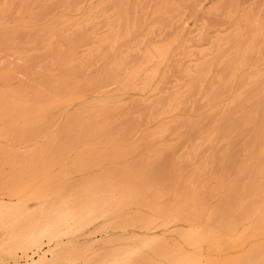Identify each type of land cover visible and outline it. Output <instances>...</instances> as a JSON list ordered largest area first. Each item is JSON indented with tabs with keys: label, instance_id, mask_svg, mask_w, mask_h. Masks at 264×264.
Returning <instances> with one entry per match:
<instances>
[{
	"label": "rangeland",
	"instance_id": "374dc122",
	"mask_svg": "<svg viewBox=\"0 0 264 264\" xmlns=\"http://www.w3.org/2000/svg\"><path fill=\"white\" fill-rule=\"evenodd\" d=\"M128 1L127 17L129 21L131 23L136 21L139 24L144 21V26L138 29L137 34L130 36V39L127 38L126 41L123 40L119 43L117 47L113 48L114 50L107 45L104 47L105 49L102 48L96 52L95 56L88 58L90 51L98 41L109 36L112 27L117 26L115 22L116 8L119 0H0V96L4 94L0 100L5 106H9L6 107L9 108L8 115L0 112V141L5 142L0 143V189L9 187L14 189L15 193L33 199L34 195L53 189L55 186L51 185L52 182V184L57 183L58 185V180L78 179L100 174L108 169H121L125 166L131 168L132 165L134 177L148 182L154 188L155 201L157 200L154 202L155 208L146 212L148 217L156 219V228L149 231L145 227H138L134 228L135 231L130 229L131 231H123L122 234L120 230H118L119 232L114 230V233L103 231L101 226L96 224L91 226V230L89 227L86 232L82 233L83 236L78 237L80 242L89 244L92 241L95 245L91 244L95 249L122 247L121 242L123 243L125 240V242H129L133 236H141L148 231L157 234L160 230L157 235L166 236L168 234L167 238L177 240L179 239L177 231L188 226L174 219L178 212L182 211L191 215L194 224L200 225L199 230L202 234L200 245L185 244L192 257L204 259L205 264H264V255L261 254L264 249V224L261 226V219L264 218V193L256 197L257 190L253 189L256 183L264 182V176L258 172L259 162L264 151V136H262L264 135V52L259 53L255 46L247 58L249 65L246 63L245 67L241 68L240 72L242 73L239 72L240 75L238 74L233 85L225 86L218 79L219 74L223 71L222 57L223 54L233 53L235 44L231 43L228 46L222 44V53L218 55L214 47L218 39H228L233 35L237 30L236 23L240 21L241 15L245 12H262L264 14V0H168L165 3V9L162 10L163 13L160 14H154V8L156 5L164 3L165 0ZM176 7L178 9H176L174 18L167 19L170 15L168 12ZM98 9L101 12L95 14ZM232 11H235L236 15L230 16ZM85 19H87L86 22L84 21L79 26H73L74 20ZM161 24L164 26L161 27ZM53 35L55 38L52 40ZM144 36L145 40L139 48L145 43L146 46L133 50L132 48L141 42ZM150 40L151 42L147 43ZM157 42L158 44L163 42L168 44L170 49L168 48L166 52L165 57H167L162 58L153 48L151 50L154 51L156 57H154V62H156L154 63L152 60V62L143 64L147 47L151 43ZM231 45L233 48L229 47ZM18 51L23 52L20 61ZM131 52H135V54ZM189 54L193 55L188 56ZM137 58H141V61L139 62ZM209 61L213 63L212 68H216L213 69V74L210 73L211 77L200 90L202 93L196 92L197 94L191 95L189 97L191 99H187V105H184L182 111L180 109L178 112H173L175 114H170V117L169 115L164 116L166 119L159 116L163 107L161 104L157 105L158 101L162 102L163 100L162 103H165L172 94L189 81L186 73L188 69L194 68L201 62L208 63ZM117 63L119 64L117 65ZM139 63L143 65H139ZM147 66L149 70H144ZM140 67L142 70L136 76L135 73ZM113 70L115 73L117 72L116 75ZM146 76L147 78H145ZM244 77L246 80L243 82ZM142 82L143 84H141ZM128 85L131 86L128 87ZM230 85L231 87H229ZM210 89L212 91H209ZM16 91L18 94H15ZM18 103L22 104H20L21 107H27L29 104L30 106L42 104L45 113L40 114V108L37 105L34 106V109L38 107L37 110L40 114L38 117L37 110L34 111L37 115H35L36 113L32 114L30 111L33 112L34 109L30 110L29 106L31 117L29 114L25 115L27 117L25 121L24 114L23 117L17 115ZM152 107L154 113L151 111ZM99 109L101 112L98 111ZM76 112L80 114L84 112L82 115L91 114V112L92 114H88L85 127L81 126L77 131L79 134H76L71 149L66 145L69 132L64 131L63 128L67 121L66 118ZM37 117L39 123L36 120ZM31 119L36 120L33 128ZM48 120L50 121L48 122ZM150 120L151 122H149ZM28 121L31 124L27 123ZM37 123L38 125H36ZM106 124L109 125L106 126ZM43 125L46 128H43ZM39 126L42 128H38ZM61 126H63V130ZM163 126L164 128H162ZM28 127L29 129H27ZM42 131L45 133L42 134ZM16 132L24 134L20 133V136L18 133L16 135ZM89 132H91V136H89ZM59 134L61 135L59 136ZM89 140L91 141L89 142ZM92 142H94L93 145ZM22 143H25L23 145L26 146L29 144L28 149L24 151L25 155L13 150L16 146L13 144L21 145ZM46 143L49 144V148ZM80 143L81 146H76ZM10 144L14 148L11 146L10 148ZM43 144L45 145L43 146ZM36 147L43 148V150ZM90 149H92L91 152H89ZM261 151L262 154H260ZM120 152L122 153L120 154ZM29 154L31 156L33 154L34 157L31 158ZM39 155L40 157H37ZM113 155L119 157L118 162L115 160L117 156ZM29 157L32 162L28 159ZM98 158H100V162H98ZM20 159L22 162H19ZM83 159H87L90 164L100 163V166L86 170L87 174L84 173L85 171L82 172L83 174L76 172L74 170L75 161ZM24 161L28 165H25ZM168 164L169 167H167ZM122 165L123 167H121ZM157 172L162 176L159 177ZM79 174L80 176H78ZM255 174L257 175L254 177ZM51 177L54 181L50 180ZM55 177L58 178L56 182ZM157 177L159 180L156 181ZM19 178L22 180L20 181ZM47 179L48 181H46ZM5 181L7 182L5 183ZM11 182L16 183L17 187H15L16 185L13 187ZM238 185H241L240 188ZM39 190L40 192H38ZM251 190L252 192H250ZM157 192L158 194H156ZM250 194L252 195L250 196ZM255 197H260V199H255ZM179 198L181 203H178L180 200L177 201ZM165 201H170V204ZM249 201L252 203L249 204ZM163 202H165V207L170 210L164 207ZM167 204L169 206H166ZM195 205L197 209H195ZM245 208L247 210H244ZM249 210L252 214L248 212ZM247 212L252 215L251 218L250 214L246 215ZM159 213L162 215H158ZM234 218L236 222L233 224ZM198 220L201 224L198 223ZM255 221L258 222V225L254 224ZM167 222L169 223L167 224ZM136 230L141 233L139 232V234ZM118 243L120 244L118 245ZM109 244L112 246L109 247ZM255 255L256 257H254ZM16 262L7 253L0 250V264H17ZM20 263L23 264V260Z\"/></svg>",
	"mask_w": 264,
	"mask_h": 264
},
{
	"label": "bare ground",
	"instance_id": "6f19581e",
	"mask_svg": "<svg viewBox=\"0 0 264 264\" xmlns=\"http://www.w3.org/2000/svg\"><path fill=\"white\" fill-rule=\"evenodd\" d=\"M110 1V0H109ZM132 1V0H131ZM168 0H165L164 3H160L158 5L155 6L153 13L154 14H160L162 12V10L165 9V6ZM128 0H119L118 3V7H114L117 9V14H116V24L114 27H112L111 30V34L103 39H101L100 41H98V43L95 45L94 48H92V50L89 53V57L95 56L94 54L98 51H100L102 48H104L105 46L109 45V47L114 50L113 48L117 47L119 43H121L123 40L129 38L130 36H133L140 27L144 26V21H141L140 24L136 23V21H133L131 23V21H129V18L127 17V11H128ZM170 3V2H169ZM105 4V3H104ZM103 4V5H104ZM5 6V5H4ZM175 7V6H174ZM130 8V6H129ZM2 9V8H1ZM115 9V10H116ZM176 9H178V7H176L175 9L169 11L168 13H170V15L168 16L167 19H171L174 18V15L176 13ZM137 10V9H136ZM211 11V10H210ZM99 12H101L100 9H98L95 14H98ZM146 13V12H145ZM163 13V12H162ZM152 14V13H151ZM234 14L236 15L235 11L230 13V16H234ZM147 15V14H146ZM156 16V15H155ZM163 16V15H162ZM241 19H239L240 21L237 24V30H235V32L233 33V35L231 37H229L228 39H218L217 42H215L214 47L216 49V54H221L222 53V49L221 46L223 44V46H228L231 43L235 44V50L233 53H228V54H223L222 57V62L221 64L223 65V71H221V73L219 74V82L223 83L225 86H228L229 84H232L234 82V80L238 77V74L241 70V68L247 63V58L249 55V52L255 48V46H257L258 48V52L259 53H263L264 52V14L262 12H245L244 14L241 15ZM85 17V16H84ZM92 17V15H91ZM159 17H161L159 15ZM79 19V18H78ZM81 19V18H80ZM146 19V17H145ZM69 20V19H68ZM77 20V19H76ZM87 19L85 20H79V21H73V26H79V24L83 23L84 21L86 22ZM161 20V19H160ZM171 21V20H170ZM65 22V20H64ZM66 22L67 19H66ZM146 22V20H145ZM70 23V20H69ZM72 23V22H71ZM176 23V22H174ZM167 24V23H166ZM68 25V23H67ZM70 25V24H69ZM85 25V24H84ZM164 26L163 24H161V27ZM173 26V25H171ZM170 26V27H171ZM79 28V27H77ZM114 28H117L116 30ZM78 30V29H76ZM82 30V29H81ZM80 30V31H81ZM154 31V30H153ZM139 32V31H138ZM45 34V33H44ZM81 34V33H80ZM137 34V33H136ZM148 34V33H147ZM107 35V34H106ZM43 36V35H42ZM245 36V39H243V37ZM67 37V36H66ZM220 37V36H219ZM55 38V35L52 36V40ZM98 38V37H97ZM130 39V38H129ZM217 39V38H216ZM145 40V36L144 39L139 42L137 45H135L132 49L136 50L139 48V46H141L140 44H142ZM147 40V39H146ZM149 40V39H148ZM152 40V39H151ZM150 41H146L147 43L151 42ZM96 41V40H95ZM126 41V40H125ZM164 41V40H163ZM175 41V40H174ZM155 42V41H154ZM162 42V41H159ZM168 42V41H167ZM135 43V41H134ZM137 43V42H136ZM165 42L158 44L157 43H151L148 47H147V52L144 53V60L145 63L143 64H147L149 62H154V57L155 54L153 53L154 51H152L151 49L155 48V51L157 54H160L162 56V58L165 57L166 52L169 48L168 44H164ZM169 43V42H168ZM49 44V43H48ZM57 44V43H56ZM53 45V44H52ZM79 45V44H78ZM77 45V46H78ZM82 45V44H81ZM79 45V46H81ZM146 46V43L145 45ZM142 46V47H144ZM92 47V46H91ZM142 47H140L142 49ZM192 47V46H191ZM229 47H232L229 46ZM46 48V47H45ZM108 49V47H106ZM139 48V49H140ZM189 48V47H188ZM233 48V47H232ZM105 49V48H104ZM131 49V50H132ZM145 49V48H144ZM170 49V48H169ZM231 49V48H230ZM229 50V48H228ZM141 51V50H140ZM103 52V51H102ZM137 52V51H136ZM143 52V51H142ZM214 52V51H213ZM133 53V52H131ZM138 53V52H137ZM202 53V52H201ZM209 53V52H208ZM226 53V52H225ZM257 53V51L255 52V54ZM135 54V52L133 53ZM169 54V52L167 53V55ZM18 55H19V61L22 59L23 57V52L18 51ZM55 55V54H54ZM193 54H189L188 56H192ZM216 55V56H217ZM186 56V55H185ZM202 56V55H201ZM211 56V55H210ZM262 56V55H261ZM53 57V55H52ZM124 57V56H123ZM143 57V55H142ZM141 57V58H142ZM167 57V56H166ZM165 57V58H166ZM197 57V56H196ZM213 57V56H212ZM218 57V56H217ZM221 57V56H220ZM219 57V58H220ZM252 57V56H251ZM250 57V58H251ZM131 58V57H130ZM135 58V57H134ZM141 58H137L139 59V62L141 61ZM156 58V57H155ZM202 58V57H201ZM218 58V59H219ZM86 59V57H85ZM158 59V58H157ZM156 59V60H157ZM214 59V58H213ZM221 59V58H220ZM179 60V59H178ZM191 60V59H190ZM199 60V59H198ZM216 60V59H215ZM162 61V59H161ZM156 62V61H155ZM154 62V63H155ZM190 62V61H189ZM217 62V61H216ZM250 62V60H249ZM4 63V62H3ZM82 63V62H81ZM138 63V61H137ZM136 63V65H137ZM158 63V62H157ZM156 63V64H157ZM161 63V62H160ZM181 63V62H180ZM119 63H117L118 65ZM124 64V63H123ZM129 64V63H128ZM142 64V65H143ZM153 64V63H152ZM151 64V65H152ZM212 64L210 61L208 63H202L199 65H195L194 68H190L186 71L187 76L189 77V81L183 85V87L179 88L174 94H172L171 97L168 98V100L165 103L162 100V102L157 103V105H162L163 109L161 110L159 116H168L170 117V114H175L173 112H178L180 109L181 111L183 110L184 105L187 103V99H191L189 97H191V95H193L194 93H198L200 92V90L202 89L203 85L205 84V82L209 79V77H211L210 73L213 74V69L216 68H212ZM218 64V63H217ZM248 64V63H247ZM139 65H141V63H139ZM138 65V66H139ZM141 65V66H142ZM149 65V66H151ZM249 65V64H248ZM115 66V65H114ZM66 67V66H65ZM124 67V66H123ZM148 67V66H147ZM145 68L144 70H149L148 68ZM245 67V66H244ZM247 67V65H246ZM253 67V66H252ZM156 68V67H155ZM187 68V67H186ZM117 69V68H116ZM135 69V68H134ZM133 69V70H134ZM218 69V68H217ZM244 69V68H243ZM242 69V70H243ZM132 70V69H131ZM130 70V71H131ZM142 70V67H140L137 70V73H135V75L137 76V74ZM216 70V69H215ZM222 70V69H221ZM111 71V70H110ZM114 71V70H113ZM112 71V73H113ZM219 72V70H218ZM115 73V71H114ZM117 73V72H116ZM115 73V75H116ZM134 73V72H133ZM144 73V72H143ZM149 73V72H148ZM155 73V72H154ZM242 72H240L241 74ZM142 74V73H141ZM140 74V76H141ZM151 74V73H150ZM149 74V75H150ZM239 74V75H240ZM109 75V74H107ZM113 75V74H112ZM132 75V74H131ZM139 75V74H138ZM143 75V74H142ZM148 75V74H147ZM210 75V76H209ZM218 75V74H217ZM111 76V75H110ZM109 76V77H110ZM114 76V75H113ZM128 76V75H127ZM130 76V74H129ZM139 76V77H140ZM253 76V75H252ZM134 77V76H133ZM138 77V79H139ZM184 77V76H183ZM241 77V76H240ZM255 77V76H254ZM128 78V77H126ZM125 78V81H126ZM142 78V77H141ZM147 78V76L145 77ZM149 78V77H148ZM246 80V77H244ZM144 79V78H143ZM151 79V78H150ZM255 79V78H254ZM258 79V78H257ZM256 79V81H257ZM42 80V79H41ZM130 80V79H129ZM133 80V79H132ZM136 80V78H135ZM146 80V79H145ZM184 80V79H182ZM238 80V79H237ZM250 80V79H249ZM138 81V80H137ZM147 81V80H146ZM214 81V80H213ZM218 81V80H217ZM252 81V80H251ZM131 82V81H130ZM141 82V80H140ZM139 82V83H140ZM209 82V81H208ZM241 82V81H240ZM247 82V81H246ZM137 83V82H136ZM138 83V84H139ZM215 83V82H214ZM213 83V84H214ZM134 84V83H132ZM131 84V85H132ZM143 84V82L141 83ZM245 84V83H244ZM131 85H128V87H130ZM207 85V83H206ZM217 85V84H216ZM233 85V84H232ZM249 85V84H248ZM127 86V85H126ZM140 86V85H139ZM144 86V85H143ZM143 86L141 87L143 89ZM149 86V85H148ZM182 86V85H181ZM134 87V86H133ZM138 87V86H137ZM136 87V88H137ZM221 87V86H220ZM231 87V85L229 86ZM44 88V87H43ZM145 88V87H144ZM147 88V87H146ZM145 88V89H146ZM214 88V87H213ZM228 88V87H226ZM245 88V87H244ZM141 89V90H142ZM177 89V88H176ZM204 89V88H203ZM216 90V89H215ZM1 91V90H0ZM99 91V90H98ZM209 91H212L211 89ZM208 91V92H209ZM228 91V90H227ZM5 92V91H4ZM3 92V93H4ZM17 93V91L15 92V94ZM68 93V92H66ZM196 93V94H197ZM202 93V92H200ZM227 93V92H226ZM18 94V93H17ZM73 94V93H72ZM195 94V95H196ZM4 96V94H2ZM1 95V96H2ZM21 95V94H20ZM75 95V94H74ZM210 95V94H209ZM221 95V94H220ZM0 96V98H2ZM76 96V95H75ZM59 97V96H58ZM68 97V96H66ZM73 97V96H72ZM196 97V96H195ZM207 97V96H206ZM42 98V97H41ZM4 99V97H3ZM48 99V98H47ZM61 99H63V97H61ZM76 99V98H75ZM35 100V99H34ZM39 100V99H37ZM72 100V99H71ZM77 100V99H76ZM5 101V100H4ZM45 101V100H44ZM43 101V102H44ZM116 101V100H115ZM6 102V101H5ZM27 102V101H25ZM33 102V101H32ZM47 102V101H46ZM59 102V101H58ZM233 102V101H232ZM31 103V102H30ZM34 103V102H33ZM37 103V102H35ZM40 103V102H38ZM151 103V102H150ZM148 103V104H150ZM155 103V102H154ZM153 103V104H154ZM19 104V103H18ZM17 104V105H18ZM21 104V103H20ZM19 104V105H20ZM106 104V103H105ZM9 105V104H8ZM16 105V104H14ZM16 107L19 116L21 115L23 117L25 115L29 114V109L31 110L32 108L34 109L36 107V105L38 106L39 104H34V106H30L27 105V107ZM25 105V103H24ZM107 105V104H106ZM187 105V104H186ZM30 106V107H29ZM45 106V105H44ZM92 106V105H91ZM151 106V105H150ZM6 107L9 106H5L2 103V100H0V112L2 114L7 113L8 115V110ZM10 107H12L10 105ZM29 107V109H28ZM40 108V114L42 113V115L45 113V108L43 107L42 104H40V106H38ZM38 107L36 109L32 111H30V113L34 114L36 112ZM15 108V106H14ZM27 108V109H26ZM104 108V107H103ZM143 108V107H142ZM149 109V106L147 107ZM12 109V108H11ZM48 109V108H46ZM13 110V109H12ZM15 110V109H14ZM82 110V109H81ZM88 110V109H87ZM153 110V107L151 109V111ZM97 111V110H96ZM99 112L100 109L98 110ZM16 112V110H15ZM80 112V111H79ZM106 112V111H105ZM153 112V111H152ZM0 113V114H1ZM38 113V110H37ZM37 113L35 115H37ZM38 113V114H39ZM84 113V112H83ZM82 113V114H83ZM87 113V112H85ZM95 113V112H94ZM93 113V114H94ZM107 113V112H106ZM109 113V112H108ZM154 113V112H153ZM40 114L38 115V117H40ZM78 112H76V114L73 113V115L69 116L66 121L65 127L63 128V126H61V129L63 128L64 131H68L69 132V136L67 138V147L71 148L75 142V138H76V134L77 131L80 130V127L84 126L88 121V113L87 115H82ZM92 114V112H91ZM90 114V115H91ZM98 114V113H97ZM96 114V115H97ZM35 115H32V117H35ZM41 115V116H42ZM1 116V115H0ZM18 116V117H19ZM30 116V114H29ZM46 116V115H44ZM43 116V119H44ZM93 116V115H92ZM153 116V115H151ZM150 116V118H151ZM12 117V116H11ZM17 117V118H18ZM21 117V118H22ZM31 117V116H30ZM29 117V119H30ZM38 123H39V119ZM50 117V116H49ZM103 117V116H102ZM162 117V118H163ZM1 118V117H0ZM5 118V116L3 117V119ZM13 118V117H12ZM26 116H25V121H26ZM90 118V117H89ZM154 118V117H153ZM165 118V117H164ZM2 119V120H3ZM63 119V118H62ZM102 119V118H101ZM106 119V118H105ZM156 119V118H155ZM166 119V118H165ZM164 119V120H165ZM28 120V119H27ZM35 120V119H33ZM32 119L30 120L32 123V128L34 125V122ZM152 120V119H151ZM151 120L149 122H151ZM154 120V119H153ZM160 120V119H159ZM45 121V119H44ZM47 121V120H46ZM50 120H48L49 122ZM110 121V119H109ZM65 122V121H64ZM92 122V120H91ZM29 124H31L29 121L27 122ZM38 123L36 125H38ZM108 123V122H107ZM162 123V122H161ZM44 124V123H42ZM104 124V123H103ZM102 124V125H103ZM169 124V123H168ZM41 125V124H40ZM48 125H50L48 123ZM46 125V126H48ZM109 124H106V126ZM29 125V127H31ZM52 126V125H51ZM58 126V125H57ZM25 127V126H24ZM29 127L27 129H29ZM87 127V126H86ZM193 127V126H192ZM37 128V127H36ZM38 128H42V126L38 127ZM43 128H46L43 125ZM52 128V127H51ZM58 128V127H56ZM91 128V127H90ZM98 128V127H97ZM102 128V127H101ZM130 128V127H129ZM164 128V126L162 127ZM166 128V127H165ZM169 128V127H168ZM197 128V127H195ZM18 129V128H17ZM26 129V128H23ZM60 129V131H62ZM105 129H107L105 127ZM136 129V128H135ZM193 129V128H192ZM21 130V129H20ZM19 130V131H20ZM42 130V129H41ZM40 130V131H41ZM50 130V129H49ZM93 130V129H92ZM97 130V129H96ZM164 130V129H163ZM162 130V131H163ZM167 130V129H166ZM23 131V130H21ZM26 131V130H24ZM39 131V130H38ZM46 131V130H45ZM52 131V130H51ZM59 131V132H60ZM87 131V130H86ZM90 131V130H88ZM6 132V131H5ZM44 131H42L43 134ZM58 132V131H57ZM99 132V131H97ZM137 132V131H136ZM18 132H16L17 135ZM21 133V132H20ZM18 133V134H20ZM23 133V132H22ZM21 133V134H22ZM45 133V132H44ZM49 133V131H48ZM54 133V132H53ZM56 133V132H55ZM91 132H89L90 134ZM161 133V132H160ZM166 133V132H165ZM20 134V136H21ZM24 134V133H23ZM79 134V133H78ZM77 134V135H78ZM95 134V133H93ZM101 134V133H99ZM50 135V134H49ZM56 135V134H54ZM61 134H59L60 136ZM82 135V134H81ZM98 135V134H96ZM135 135V134H134ZM133 135V138H134ZM19 136V135H18ZM24 136V135H22ZM80 136V135H79ZM91 136V134L89 135ZM95 136V135H94ZM112 136V135H111ZM114 136V135H113ZM112 136V137H113ZM136 136V135H135ZM264 136V135H262ZM51 137V136H49ZM62 137V136H61ZM86 137V136H85ZM111 137V138H112ZM115 137V136H114ZM54 138V137H52ZM51 138V140H52ZM60 138V137H59ZM57 138V139H59ZM81 138V136H80ZM94 138V137H93ZM92 138V139H93ZM108 138V139H111ZM21 139V138H20ZM85 139V138H84ZM263 139V138H262ZM22 140V139H21ZM24 140V139H23ZM50 140V141H51ZM80 140V139H79ZM99 140V139H97ZM96 140V141H97ZM20 141V140H19ZM58 141V140H57ZM56 141V143H57ZM65 141V140H64ZM62 141V142H64ZM91 140H89L90 142ZM107 141V140H106ZM105 141V142H106ZM116 141V140H115ZM128 141V140H127ZM23 142V141H22ZM26 143V141H24ZM61 142V143H62ZM83 142V141H82ZM81 142V143H82ZM87 142V141H86ZM85 142V143H86ZM109 142V141H108ZM107 142V143H108ZM112 142V140H111ZM110 142V143H111ZM114 142V141H113ZM0 143H5V142H1ZM7 143V142H6ZM25 143H22L21 145H17V144H13L15 146V148L13 146H11V144L9 145V147H13V150H17L19 152V154H24V151H26L28 149L29 144L23 145ZM53 143V142H52ZM80 145H76V146H81ZM94 142H92L93 145ZM48 143H46L47 146ZM59 144V143H58ZM64 145V143H62ZM79 144V143H78ZM99 144V143H98ZM4 145V144H3ZM6 145V144H5ZM35 145V144H34ZM45 144H43L44 146ZM51 145V144H50ZM56 145V144H55ZM2 146V145H1ZM42 146V147H43ZM46 146H45V150H46ZM53 147V145H51ZM50 146V147H51ZM84 146V145H82ZM10 147V148H11ZM57 147V146H56ZM90 147V146H89ZM36 148H40V147H36ZM35 148V150H37ZM48 148H49V144H48ZM54 148V147H53ZM94 148V147H93ZM25 149V150H23ZM41 149V148H40ZM39 149V150H40ZM58 149V147H57ZM72 149V148H71ZM77 149V147H76ZM12 150V149H11ZM43 150V148L41 149ZM53 150V149H52ZM92 149H90L89 152H91ZM7 151V150H6ZM29 151V150H28ZM51 151V150H50ZM57 151V150H56ZM86 151V150H85ZM96 152V150H94ZM113 151V150H112ZM117 151V150H116ZM8 152V151H7ZM15 152V151H13ZM34 152V151H33ZM41 152V151H40ZM47 152V151H46ZM46 152L44 153L46 155ZM94 152V153H95ZM118 152V151H117ZM6 153V152H5ZM37 153V152H36ZM49 153V152H48ZM51 153V152H50ZM58 153V152H57ZM56 153V154H57ZM73 153V152H72ZM105 153V152H104ZM110 153V152H109ZM122 152H120L121 154ZM2 154V153H1ZM11 154V153H10ZM9 154V155H10ZM14 154V153H13ZM54 154V153H53ZM113 154V152H112ZM111 154V155H112ZM115 154V153H114ZM119 154V155H120ZM260 154H262V151L260 152ZM259 154V155H260ZM25 155V154H24ZM31 156V154H29ZM72 155V154H71ZM106 155V154H105ZM110 155V156H111ZM118 155V153H117ZM116 155V156H117ZM171 155V154H170ZM19 156V155H17ZM16 156V157H17ZM32 156L34 157V155L32 154ZM31 156V158H32ZM44 156V155H43ZM61 156V155H60ZM77 156V155H76ZM92 156V155H91ZM114 156V155H113ZM114 156V157H116ZM125 155L123 154V157ZM15 157V156H14ZM15 157V158H16ZM23 157V156H22ZM27 157V156H26ZM37 157H40L37 156ZM48 157V155H47ZM46 157V158H47ZM52 157V156H51ZM79 157H81L79 155ZM78 157V158H79ZM83 157V156H82ZM170 157V156H169ZM13 158V156H12ZM18 158V157H17ZM25 158V157H24ZM62 158V157H61ZM87 158V157H86ZM109 158V155H108ZM119 157L117 156V158L115 159L118 162ZM171 158V157H170ZM26 161L27 158H25ZM30 160V157L28 158ZM34 159V158H33ZM57 159V158H56ZM55 159V160H56ZM60 159V158H59ZM80 159V158H79ZM92 159V158H89ZM96 159V158H95ZM100 158H98V162ZM107 159V157H106ZM110 159V158H109ZM113 159V157H112ZM123 159V158H121ZM125 159V158H124ZM14 160V159H13ZM18 160V159H17ZM23 160V158H22ZM32 160V159H31ZM30 160V161H31ZM45 160V159H44ZM47 160V159H46ZM45 160V161H46ZM54 160V159H53ZM68 160V159H66ZM104 160V159H103ZM108 160V159H107ZM114 160V159H113ZM128 160V159H125ZM171 160V159H170ZM41 161V160H40ZM58 161V160H57ZM56 161V162H57ZM115 161V162H116ZM19 162H22L21 159ZM25 162V161H24ZM29 162V161H28ZM32 162V161H31ZM34 162V161H33ZM55 162V161H54ZM95 162V161H94ZM102 162V161H101ZM106 162V160H105ZM109 162V161H108ZM116 162V163H117ZM124 162V161H122ZM126 162V161H125ZM258 162V161H257ZM25 162V165H28V163ZM36 163V162H35ZM52 163V162H51ZM60 163V162H59ZM104 163V161H103ZM111 163V162H110ZM109 163V164H110ZM112 163H114L112 161ZM167 163H169L167 161ZM260 166L258 168V172L262 173V175L264 176V151H263V157L261 159V161L259 162ZM258 163V164H259ZM30 164V163H29ZM49 164V163H47ZM115 164V163H114ZM124 164V163H123ZM126 164V163H125ZM35 165V164H34ZM71 165V164H70ZM73 165V164H72ZM104 165V164H103ZM131 165V164H130ZM138 165V164H137ZM31 166V164H30ZM96 166H100V163H94V164H90V162L86 159L83 160H78L75 161L74 164V170L76 172H84L86 173V170H89L93 167ZM111 166V165H110ZM120 166V165H119ZM117 166V167H119ZM135 166V165H134ZM170 165L168 164L167 167H169ZM26 167V166H25ZM29 167V166H28ZM70 167V166H69ZM109 167V166H108ZM115 167V166H114ZM123 167V165L121 166ZM138 167H140L138 165ZM172 167V166H171ZM32 168V167H31ZM143 168V167H142ZM138 169V168H137ZM141 169V168H140ZM167 169V168H166ZM70 170V169H69ZM101 170V169H100ZM99 170V171H100ZM156 170V169H154ZM153 170V172H154ZM68 171V170H66ZM157 171V170H156ZM160 171V170H159ZM167 171V170H165ZM169 171V170H168ZM254 171V170H252ZM133 172V167L131 165V168L126 167L125 168H121V169H108V170H104L103 172H101L100 174H96V175H89V176H85V177H80L78 179H74V178H67V180L65 181L62 177V180H58V178H56L55 182L58 180V185L57 183L52 184L55 187L51 190H46V191H42L40 192V190L38 192H40L38 195H34L33 199H29L24 195H21L20 193H15V190L9 187H5L3 189H0V250L7 253L10 257H12L14 260H16L17 264H22L20 263L21 260H23V264H205V260L201 259V258H194L190 255V253L188 252V250L185 247L186 245H193V246H198L200 245V243L202 242V234L200 232V225L199 224H194L193 223V219L191 218V215L189 216L187 213H184L182 211H179L177 216L174 218L176 221H180L183 224H187V228L183 227L185 229H181L179 231H177V235L179 239H172L170 240L169 236H160L155 234L154 232L149 233L150 230H154L156 228V219L154 218H150L147 216V210H153L155 208L154 206V202L155 201V192H154V188L151 184H149L148 182H145L144 180H139L137 179V177H134L135 175L132 174ZM150 172V171H149ZM255 172V171H254ZM66 174V172H64ZM90 173V172H89ZM139 173V172H138ZM152 173V171H151ZM155 173V172H154ZM158 173V172H157ZM163 173V171H162ZM168 173V172H167ZM173 173V172H172ZM64 174V176H65ZM76 174V173H75ZM83 174V173H82ZM81 174V175H82ZM87 174V173H86ZM159 174V173H158ZM157 174V175H158ZM165 174V173H163ZM154 175V174H152ZM156 175V174H155ZM160 175V174H159ZM168 175V174H167ZM166 175V176H167ZM257 174L254 175V177ZM260 175V174H259ZM258 175V176H259ZM76 176V175H75ZM80 176V174L78 175ZM162 175H160L159 177H161ZM166 176H164L166 178ZM23 177V176H22ZM20 177V178H22ZM68 177V176H67ZM77 177V176H76ZM151 177V176H150ZM155 177V176H154ZM157 177L156 181L159 180ZM262 177V176H261ZM18 178V177H16ZM19 178V179H20ZM152 178V177H151ZM248 178V177H247ZM14 179V178H13ZM54 179L51 177L50 180ZM60 179V178H59ZM173 179V178H172ZM18 180V179H16ZM22 179H20L21 181ZM150 180V179H149ZM169 180V179H168ZM260 181V179H258ZM15 181V180H13ZM48 181V179L46 180ZM61 181V183H60ZM147 181V180H146ZM166 181V179H165ZM254 181V180H253ZM7 181H5L6 183ZM19 182V181H18ZM173 182V181H171ZM10 183V182H9ZM8 183V185H9ZM13 183V182H11ZM47 184V183H45ZM50 184V183H49ZM166 184V183H165ZM171 184V183H170ZM254 184V183H253ZM257 184V185H256ZM254 188L256 191V197L261 195V193H264V182L262 183H256ZM7 185V184H5ZM16 185V183L11 184ZM10 185V186H11ZM45 186V185H44ZM157 186V185H156ZM170 186V185H169ZM239 188L241 185H238ZM12 187V186H11ZM17 187V185L15 186ZM43 187V185H42ZM168 187V186H167ZM175 187V186H174ZM169 188V187H168ZM39 189V188H38ZM45 188L43 187V190ZM46 189L47 186H46ZM14 190V191H13ZM20 190V189H19ZM250 190V189H249ZM157 191V190H156ZM246 191V190H245ZM17 192V191H16ZM37 192V191H36ZM183 192V191H181ZM197 194V191H195ZM235 192V190H234ZM248 192V191H247ZM252 192V190L250 191ZM29 193V192H28ZM33 193V192H32ZM25 194V193H24ZM31 194V191H30ZM158 194V192L156 193ZM192 194V192H191ZM234 194V193H233ZM175 195V194H174ZM193 195V194H192ZM236 195V194H234ZM252 194H250L251 196ZM158 196V195H157ZM156 196V197H157ZM184 196V195H183ZM182 196V197H183ZM196 196V195H194ZM193 196V197H194ZM248 196V195H247ZM231 197V196H230ZM233 197V195H232ZM237 197V196H235ZM242 197V196H241ZM255 199H260L256 198ZM159 198V197H158ZM171 198V196H170ZM181 198V197H180ZM178 199L177 201L180 200L181 203V199ZM239 198V197H238ZM238 198H236V200H238ZM243 198V197H242ZM162 199V197H161ZM183 199V198H182ZM186 199V198H185ZM184 199V200H185ZM195 199V198H194ZM203 199V198H202ZM232 199V198H231ZM167 200V199H166ZM169 200V198H168ZM173 200V199H172ZM198 200V199H197ZM223 200V199H222ZM241 200V199H240ZM252 200V199H251ZM171 201V199H170ZM170 201H165L168 204H170ZM176 201V202H177ZM183 201V200H182ZM200 201V199H199ZM198 201V202H199ZM247 201V200H246ZM165 202L164 203V207H165ZM174 202V200H173ZM187 202V201H186ZM221 202V201H220ZM241 202V201H240ZM251 201H249L250 204ZM225 203V202H224ZM239 203V202H238ZM252 203V202H251ZM263 203V202H262ZM261 203V204H262ZM166 206H169V205ZM184 204V203H183ZM195 204V203H194ZM197 204V202H196ZM248 204V203H247ZM239 205V204H238ZM256 205V204H254ZM184 206V205H183ZM190 206V205H189ZM187 206V207H189ZM225 206V205H224ZM252 206V205H251ZM167 208V207H165ZM179 208V207H178ZM184 208V207H183ZM240 208V207H239ZM238 208V209H239ZM172 209V208H171ZM195 209L196 205H195ZM252 209V207H251ZM156 210V209H155ZM163 210V208H162ZM161 210V212H162ZM167 210H170L167 208ZM190 210V208H189ZM244 210H247L246 208ZM254 210V209H253ZM258 210V209H257ZM166 211V210H165ZM197 211V210H196ZM195 211V213H196ZM202 211V210H201ZM237 211V210H236ZM248 212L251 213V210H249ZM247 212V213H248ZM253 212V211H252ZM167 214V212H165ZM176 213V212H175ZM200 213V212H198ZM246 215H249L250 213H248ZM191 214V213H190ZM245 214V213H244ZM252 214V213H251ZM250 214V218L251 215ZM257 214V213H256ZM158 215H162V214H158ZM165 215V214H163ZM194 215V214H193ZM197 215V213H196ZM200 215V214H199ZM198 216V215H197ZM196 216V217H197ZM193 217V216H192ZM245 218L247 216H244ZM260 217V216H259ZM166 218V217H165ZM199 218V217H197ZM239 218V217H238ZM241 218V216H240ZM168 219V218H167ZM232 219V218H231ZM249 219V217H248ZM246 220V219H245ZM261 223L263 226L264 224V218L261 219ZM162 221V220H161ZM200 220H198V223ZM234 222H236L235 218L233 219V224ZM164 223V222H163ZM166 223V220H165ZM169 222H167L168 224ZM260 223V221H259ZM96 224H98V226H101V228L103 229V231H114V230H120L123 234V231H129L130 229L133 231L134 228H138V227H145L146 229H148L149 231L144 233V235L141 236H133L130 238L129 242H125L123 241V243L121 242L122 247H112V248H107L104 247L102 249H95L94 248V242L91 241V243L87 244V243H82L78 240V237L86 232L88 230V228L90 227L91 230V226H95ZM201 224V223H200ZM231 224V223H230ZM232 224V225H233ZM254 224L258 225V222ZM159 225V224H158ZM232 225H229L232 227ZM260 226V228H261ZM175 227V226H174ZM180 227V226H179ZM234 227L236 228V225H234ZM254 227V225H253ZM256 225H255V229H256ZM94 228V227H93ZM99 228V227H97ZM172 228V227H171ZM258 228V229H260ZM264 228V227H263ZM163 229V228H162ZM253 229V228H252ZM257 229V230H258ZM89 230V231H90ZM130 230V231H131ZM234 230V229H233ZM262 230V228H261ZM137 231V230H136ZM166 231V229H165ZM169 231V230H168ZM256 231V230H255ZM119 232V231H118ZM138 233L141 231H137ZM144 232V231H142ZM156 232V231H155ZM164 232V231H163ZM114 233V232H113ZM139 233V234H140ZM88 234V232H87ZM116 234V233H115ZM125 234V233H124ZM128 234V233H127ZM84 235V234H83ZM81 235V236H83ZM126 235V234H125ZM132 235V234H131ZM134 235V234H133ZM164 235V234H163ZM175 235V234H174ZM176 235V237H177ZM207 235V234H206ZM87 236V235H86ZM173 236V234H172ZM81 238V237H80ZM175 238V237H174ZM119 239V238H118ZM204 240V239H203ZM112 241V240H111ZM206 241V240H205ZM84 242V241H83ZM111 244H113L111 242ZM111 244H109V247L112 246ZM120 243H118L119 245ZM116 245V244H114ZM242 246V245H240ZM99 247V246H98ZM188 248V247H187ZM261 248V247H259ZM192 249V248H191ZM198 249V248H197ZM195 250V248H194ZM254 250V249H253ZM252 250V251H253ZM251 251V252H252ZM260 251V250H259ZM194 254V252H193ZM245 254V253H244ZM261 254L264 255V249L261 251ZM258 255V253H257ZM248 256V255H247ZM256 257V255L254 256ZM258 257V256H257ZM251 258V257H250ZM241 259V258H240ZM248 259V258H246ZM245 259V260H246ZM254 259V258H253ZM252 259V260H253ZM256 259V258H255ZM20 260V261H19ZM244 260V261H245ZM232 261V260H231ZM234 261V260H233ZM235 261H238L235 259ZM234 261V262H235ZM231 263V262H230ZM233 264V263H232Z\"/></svg>",
	"mask_w": 264,
	"mask_h": 264
}]
</instances>
